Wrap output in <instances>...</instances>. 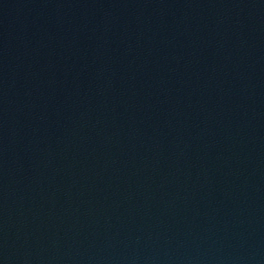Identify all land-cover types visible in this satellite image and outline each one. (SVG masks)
Listing matches in <instances>:
<instances>
[{"label": "water", "instance_id": "1", "mask_svg": "<svg viewBox=\"0 0 264 264\" xmlns=\"http://www.w3.org/2000/svg\"><path fill=\"white\" fill-rule=\"evenodd\" d=\"M0 264H264V0H0Z\"/></svg>", "mask_w": 264, "mask_h": 264}]
</instances>
